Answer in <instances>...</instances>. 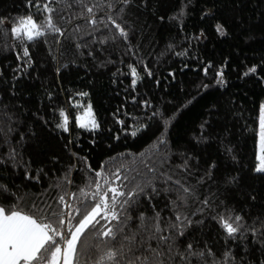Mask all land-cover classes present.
<instances>
[{
  "label": "trees",
  "instance_id": "trees-1",
  "mask_svg": "<svg viewBox=\"0 0 264 264\" xmlns=\"http://www.w3.org/2000/svg\"><path fill=\"white\" fill-rule=\"evenodd\" d=\"M46 2L53 12H38L36 0H0V186L7 188L0 206L58 226L68 215L59 197L78 204L81 189L95 190L101 165L106 173L155 176L158 194L147 189L151 200L139 197L134 216L160 212L170 224L176 201L192 221L178 248L207 244L214 253L207 264H264V173L255 172L264 0H84L95 7L94 25L81 0ZM29 14L39 24L51 16L63 34L15 38L13 23ZM65 118L67 131L58 127ZM236 215L247 230L231 238L218 221ZM105 240L86 230L74 264H92L89 252L103 254Z\"/></svg>",
  "mask_w": 264,
  "mask_h": 264
},
{
  "label": "snow or ice",
  "instance_id": "snow-or-ice-1",
  "mask_svg": "<svg viewBox=\"0 0 264 264\" xmlns=\"http://www.w3.org/2000/svg\"><path fill=\"white\" fill-rule=\"evenodd\" d=\"M124 2L127 3V0ZM32 3L33 0H29V4L32 5ZM81 3L88 14V23L96 24L95 7L87 6L84 0H81ZM35 7L38 12L54 11L48 2L41 4L40 0H36ZM108 19L121 36H126V32L119 23L111 16ZM46 20V24H39L33 19L32 14L18 18L11 27V34L17 39H26L30 42L45 35L46 30L63 34L61 29L53 23L51 16H48ZM3 23L4 21L0 19V24ZM105 27L108 25L106 24ZM217 30L223 34L220 25H217ZM28 54V48L25 47L23 55L28 56ZM129 67L133 76L132 84L135 85L138 78L137 71L135 67L131 65ZM255 71V68H250L245 75ZM61 116H64L63 112ZM66 125L67 118L58 127L67 131ZM80 126L86 125L80 124ZM92 126L98 127L95 121ZM132 135L135 136L136 132ZM160 143H164L163 139ZM257 159L260 163L255 170L264 172V105L260 108ZM103 169L104 166L101 165V170L95 172L96 179L93 182L95 190L85 192L81 189L83 199H79L75 206L68 203L65 196L59 197L58 203L68 209V215L67 218L60 216L58 226L56 221L24 213L15 205L8 209L0 206V264H74L78 256V242L81 241L86 230H89L90 235L95 233L98 237L106 238L103 254L97 256L89 252L92 264H174V262L175 264H194L193 258L207 264L206 257L214 255L207 244L204 249H197L191 242L183 250L177 247V238L185 235V230L192 221L188 216L180 213L176 201L171 202L176 208V215L175 221L170 224H165L161 220L160 212H154L150 218L146 217L144 212H140L139 216L133 215L132 210L139 203V197L143 195L151 200V193L158 194V189L154 186L155 176L141 177V174L137 173L136 176L129 177L126 174L122 175L120 169L114 173H106ZM148 171L154 170L149 168ZM138 178L142 180V183H137ZM129 185L132 187L129 188ZM147 189H151V193ZM0 190L7 191V188L0 186ZM171 190V188L166 189V191ZM183 191L187 193L188 189L184 188ZM178 199L183 202L184 197L178 196ZM73 220L76 221L75 224ZM136 221H139L136 229L130 231L131 224ZM218 222L228 237L236 238L238 233L243 235L244 225L241 216L227 218L220 216ZM251 232L255 236L257 229L253 228ZM150 240L158 242L155 248L148 243ZM92 247L95 245L90 246ZM230 255V251L224 253L225 262L229 261ZM85 264H88V260H85ZM211 264H221V262L212 260Z\"/></svg>",
  "mask_w": 264,
  "mask_h": 264
},
{
  "label": "rangeland",
  "instance_id": "rangeland-1",
  "mask_svg": "<svg viewBox=\"0 0 264 264\" xmlns=\"http://www.w3.org/2000/svg\"><path fill=\"white\" fill-rule=\"evenodd\" d=\"M261 105H264V102ZM260 108H261V106H260ZM259 118H260V112H259ZM81 120L85 124H91V118H90L89 114H85ZM91 127H93V126H91ZM256 144H257V146H256V162H257L256 167H257V165L260 163V161L257 159V156L259 154V126H258V131H257V143ZM255 172H257V171L255 170ZM257 173H264V172H257Z\"/></svg>",
  "mask_w": 264,
  "mask_h": 264
}]
</instances>
